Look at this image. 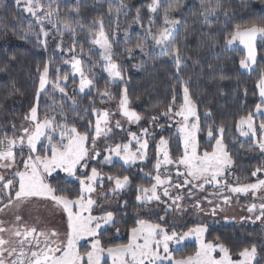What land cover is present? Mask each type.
I'll list each match as a JSON object with an SVG mask.
<instances>
[{
	"label": "snow or ice",
	"instance_id": "obj_1",
	"mask_svg": "<svg viewBox=\"0 0 264 264\" xmlns=\"http://www.w3.org/2000/svg\"><path fill=\"white\" fill-rule=\"evenodd\" d=\"M60 2L61 0H14L16 8L22 9L30 17L27 28L20 30L23 35L19 38L27 39L29 35H34L47 51L48 38L51 36V39L56 41L54 52L61 54V63L69 65L72 71L62 73L59 65L52 68L55 64L54 57H49L42 69L38 65L36 71L39 81L35 90V102L23 117L18 129L13 123L11 135L6 132L0 134V169L8 170L7 173H0V213H5L6 210L11 212L13 209L18 213L32 198H42L51 202L54 209L66 213L67 227L61 238L55 228L38 230L35 226L21 223L23 217L19 214L14 213V221L9 226H6L8 222L0 220V264H101L105 254L111 258L112 264H259L255 243L250 247H243L235 253L234 258L233 252L224 243L205 239L208 226L203 221L194 223L191 227L187 222L181 226L175 220L167 221L170 213L186 214L189 208L197 213L215 216L218 211H223L222 204L231 203L233 195L251 192L255 197L258 191L264 189V179L261 178L255 183L241 184L238 177L235 183L229 182L228 176L231 175L234 161L224 141L227 130L223 123L216 125L213 121L205 125L209 142L214 141V145L210 144L211 151L201 149L197 138L201 131L200 118L191 99L188 82L184 80H181L183 102L176 107L177 93L173 89L171 102L160 113L169 119L181 118L176 123L179 125L182 154L173 158L169 151L170 141L161 137L155 145V174L144 173V176L154 183H151L150 187H136L138 195L135 199L139 206H147L153 202L164 205V215L158 216L157 219L165 223L141 218L137 213L133 218L134 226L130 228V237L126 244L108 248L102 246L101 233L112 228L118 234L120 228L117 225L127 221L118 219L117 213L106 208L100 201L109 202L110 198L118 197L131 185V179L129 175H105L90 162H122L121 167H132L138 161H145L148 159L150 133L148 128H142L140 134L128 131L121 120H112L114 112L98 108L95 103L94 94L102 103L105 99H114L112 88L115 86L121 89L118 111L125 123L139 124L144 119L142 114L130 106L125 69L114 58L116 53L113 44L118 42L114 39L119 30L118 19L110 20L113 25L110 31L106 30L102 16L94 19L84 33L89 43L88 49L85 50L77 39L85 30V25L79 18L81 0H76L75 7L70 10L76 15L63 18L59 15ZM222 4L223 0H215V3L213 0H199L201 22L211 26L212 18L218 19L216 14L221 10L223 15L229 18V9L223 8ZM181 6L179 3L174 4L173 0H151L148 5L150 16L146 25L142 23L140 9H137L132 23L123 30L126 45L124 53L132 57L138 50L143 56L149 57L155 54L149 51L150 40L151 47L159 49V55L172 59L178 74L185 58L176 43V30L181 20L173 13L179 11ZM128 8L125 0H119V6L115 9L116 16ZM108 14L110 17L113 15L111 8ZM158 18L161 21L159 25ZM34 24L39 27L38 32L35 31ZM132 24L140 27L141 34L136 38V43L128 47L132 40L129 32ZM46 25H51V28H46ZM8 28L9 25L0 23V29ZM13 33L16 34L15 29ZM65 34L70 43L66 44ZM209 40L212 47L219 43L214 36H209ZM257 41L264 42V20L235 24L224 35L223 50L236 52L238 46H243L246 54L239 60V67L251 71L256 64ZM82 56L91 61V66L81 58ZM97 56L99 59H94ZM15 58L14 55L8 57L9 60ZM97 65L107 74L104 77L106 83L103 89L97 87L95 74L92 72V68ZM50 68L54 75L50 74ZM0 71H4V68H0ZM219 79L224 80L227 77L221 74ZM69 83L72 85L71 94L68 91ZM255 87L258 89L260 102L255 105L254 112L241 116L235 127L240 136L252 140L250 147H256L264 154V121L258 125L259 134L255 123L257 114L264 116V71H261ZM15 91L18 92L19 89ZM247 91L245 88V96ZM42 93L53 99L49 108L54 110L58 107L61 120L56 119L54 111L51 114L44 113L41 118L38 109ZM57 93L59 102L54 99ZM12 94L10 91L9 95ZM85 98L88 99V105L82 108ZM66 103L75 118L86 121L83 130L78 128L75 119L69 123L68 114L64 110ZM89 113L95 117L94 121L88 118ZM205 116L211 118V112H206ZM157 120L156 115L149 117L150 124ZM114 129L126 132L130 137L128 142H108L109 134L113 133ZM101 138L104 140L103 147L98 144ZM169 166L175 168L176 180H173ZM57 170L78 182L79 188L75 194L65 187H56L48 182V178ZM140 171L143 172V168ZM258 173H264V164L256 167L251 176L257 177ZM105 183L108 184L107 188L104 187ZM206 185H211L213 191L206 196H198V192L206 191ZM185 200L192 201L191 205L183 203ZM116 202L121 209L128 207L126 200ZM204 203L209 207L205 208ZM257 207L259 214L255 215L253 222H264V202L259 205L251 204L247 211L254 213ZM124 215L126 212L120 213L121 217ZM82 240L89 241L90 248L81 251ZM188 240H194L198 245L195 252L190 255H175L180 251L179 246Z\"/></svg>",
	"mask_w": 264,
	"mask_h": 264
},
{
	"label": "trees",
	"instance_id": "obj_2",
	"mask_svg": "<svg viewBox=\"0 0 264 264\" xmlns=\"http://www.w3.org/2000/svg\"><path fill=\"white\" fill-rule=\"evenodd\" d=\"M76 0H61L60 12L61 18L65 16H75L76 14L70 10L75 7ZM129 5L128 9L120 12L116 16L115 9L119 6V0H81L79 18L85 25V30L77 37L85 50L88 49V37L86 34L87 26L91 25L93 20L98 17L104 18L106 30H111L112 24L110 20L118 19L119 30L114 39L118 41L113 44L114 57L121 63L125 69L124 76L127 81L128 95L130 98V106L133 110L142 114L144 120L149 121V117L153 115H161L160 113L166 109L172 100L173 89L177 93V105L183 102L182 83L181 80L188 82L191 99L196 105L197 115L199 116V124L201 131L198 133V141L201 149L211 151V145L214 141L209 142L206 135L205 125L215 122L216 125L221 123L226 128L224 137L225 143L228 145L230 155L234 161L232 173L235 178H239L240 183H252L257 179L251 176V172L258 166L264 164V156L256 147H250L252 140L250 138H242L236 130L235 124L241 116H246L249 112H254L255 105L260 102L258 89L255 85L261 71H264V42L258 44L257 61L255 67L251 71H244L239 67V60L245 55V52L238 47L236 52H225L224 35L230 31L235 24H244L252 20H264V0H223L222 7L229 9V18L223 15V11L217 12V18H212L211 26L204 25L200 16L199 0H173V3H179L182 6L180 10L173 15L181 20V24L176 30V43L181 48V53L185 60L181 66L180 72L177 74L176 67L169 56L159 55L158 48H152V42L149 40V51L155 54L146 57L136 50L132 57L124 53L126 47L123 38V30L128 28L132 23L136 14V10L140 9L143 17L142 23L147 24L149 19L148 5L151 0H125ZM215 3V0H213ZM109 8L113 10V15L109 16ZM125 12L127 13L125 15ZM15 17V19H13ZM26 13L22 9H17L14 0H0V23L9 25L7 30L0 29V134L6 132L11 135L9 128L15 122L23 120L30 106L35 102V90L38 87L39 76L36 71L39 65L42 66L48 61L49 57H54V68L59 65L61 72H71L69 65L61 63L60 55L54 52L56 41L48 38L49 44L47 51L38 43L34 35H29L27 39H20L23 35L20 31L27 28L28 19ZM34 23V22H33ZM161 23L157 19V24ZM46 28L50 29L51 25ZM15 29L16 34L13 33ZM35 31H39V27L34 24ZM78 31H81L78 29ZM132 36L131 43L128 47L136 43V38L141 34L138 25L132 24L129 29ZM54 34V33H53ZM209 36H214L219 41L216 47L211 46ZM43 39V37H41ZM66 44L70 40L65 34ZM79 50V46L77 48ZM15 56V60H9L8 57ZM88 65L91 61L86 56H82ZM99 59V57H94ZM199 61V63H194ZM139 65V67H134ZM95 74V82L97 87L103 89L105 87L104 77L107 75L102 71V67L97 65L92 68ZM50 74L51 72L50 68ZM223 74L227 79L220 80L219 76ZM247 89V95L244 89ZM15 89H19L18 92ZM12 95H9V92ZM68 91L71 94L72 85L69 83ZM112 92L114 99L107 100L102 103L99 98L94 99L98 108H105L110 104H117L121 89L113 86ZM55 101L59 102V94H55ZM53 104V99H49L45 94H41L39 102V113L41 118L44 113H56V119L59 121L62 117L59 115V108L50 109L49 105ZM88 105V99L82 101V108ZM68 114L69 123L75 119L80 130L86 126L85 120L74 117L66 103L64 107ZM211 112V118H206L205 113ZM81 115L83 111L81 109ZM89 119L94 121L89 113ZM264 120V119H263ZM259 134V132H258ZM164 137L170 141L169 151L173 158L182 154V143L179 135L171 130L164 134ZM58 138V137H57ZM155 160L143 165L132 167H121L120 162L113 164L100 163L98 169L102 170L105 175H129L131 185L121 192L120 202L126 200L128 207L126 209L117 208L118 219H123L127 223L118 224L121 237L116 236V232L112 228L103 231L100 235L103 247L116 246L126 244L129 240L130 228L134 226L133 218L139 214L141 218L150 219L153 222H160L153 215H146V206H139L135 197L138 195L136 187L144 185L150 187L153 181L144 176L145 172H152ZM143 168V172L140 169ZM67 181V183H66ZM53 186L65 187L75 194L78 190V182L67 179L63 175H58L48 180ZM66 194V193H65ZM121 212H126L123 217ZM194 225V224H193ZM205 239L212 242H222L234 254L243 247H250L253 243L257 246V260L259 264H264V230L258 226L237 225V224H218L211 225L208 228ZM87 246L83 245L81 251ZM196 243H188L180 247V251L175 253L177 256L190 255L195 252Z\"/></svg>",
	"mask_w": 264,
	"mask_h": 264
},
{
	"label": "rangeland",
	"instance_id": "obj_3",
	"mask_svg": "<svg viewBox=\"0 0 264 264\" xmlns=\"http://www.w3.org/2000/svg\"><path fill=\"white\" fill-rule=\"evenodd\" d=\"M47 26V25H46ZM259 43H262L261 41H257V46ZM243 50V46H238ZM258 48V47H257ZM258 53V52H257ZM246 54V53H245ZM257 61V58H256ZM256 65V64H255ZM253 66V68L255 67ZM243 70V69H242ZM247 71V70H244ZM260 98V97H259ZM103 109H109L112 112L115 113V115L112 117V120H121L122 124L124 125V128L128 131L136 132L137 134H140V131L142 128H148L149 129V149H148V159L145 161H138L136 165H143L146 163L151 162L152 160H155V145L159 142L160 138L164 137V134L167 132L174 130L176 134L178 133V127L179 125L176 123L178 120H180V117H175L173 119H169L168 117H165L163 115H158V120L155 123H149V121H146L142 119L139 124H127L125 123L124 118L120 115L118 111V103L117 104H110L109 106L103 108ZM193 121L195 118H191ZM264 116H261L257 114L255 116V123L257 125V132H259L258 125L260 122L264 121ZM23 122V120H20L18 122H15L17 129L19 128V125ZM159 125H163V127H160ZM11 131V134L13 132L12 127L9 128ZM19 134V132H17ZM239 134V132H238ZM240 135V134H239ZM198 136V135H197ZM242 138H246L241 136ZM130 137L127 136L126 132H122L120 130L114 129L113 133L109 134V141L111 143H127ZM166 139V138H165ZM135 142L133 141V144ZM98 144L103 147L104 140L101 138L100 141H98ZM39 147V146H38ZM25 152H27V149H25ZM264 156V154H262ZM20 163V157H17V164ZM122 163V162H120ZM90 164L92 166H99L100 163H97L96 161H91ZM134 165V166H136ZM169 170L173 173V180H176L175 177V168L173 166H169ZM14 171V169H13ZM8 170L0 169V173H7ZM10 174V173H9ZM58 175H63L67 179H72V177H68L66 173L57 170L51 177L48 178L51 179L53 177H56ZM256 179L261 178L264 179V173H258V176L255 177ZM228 180L231 183H235L236 178L233 176V173L231 171V175L228 176ZM257 181V180H256ZM255 181V182H256ZM252 182V183H255ZM154 183V181H153ZM243 184V183H241ZM105 188L108 187V184L105 183ZM206 191L203 193H197L198 196H206L210 192L213 191V188L211 185L205 186ZM228 195H231L230 193H227ZM173 195H175V192H173ZM121 193L118 197L110 198L109 202H105L101 200L100 202L104 204L106 208L109 210H115L119 207L117 200H120ZM162 199H166L163 198ZM6 202V201H5ZM219 202V201H218ZM264 202V189L258 191L255 195L251 192L247 194H236L232 196V200L230 204H222L223 211H218V213L215 216L212 215H205L204 213H197L194 209L189 208V211L186 214L181 213H170L167 217V221L171 222L175 220L178 225H183L185 222H187L188 226H193L194 223L203 221L207 224L208 228L211 225H218V224H237V225H252V226H258L261 229L264 230V222L262 221H255V215L259 214V208L257 207V210L254 213H249L247 211L248 206L255 203L259 205L260 203ZM183 203H186L188 205H191L192 201L185 200ZM203 206L205 208H208L209 206L204 203ZM164 205L159 204L158 202H153L150 205L146 206V215H153L156 219L160 215H164L163 212ZM14 213L15 209H13L11 212L6 210L5 213H0V220H4L8 222L6 226H9L14 221ZM23 217V220L21 223H26L28 226H35L38 230H49L52 228H55L60 234L61 238H63V235L66 231L67 227V216L66 213H63L59 209H54L51 205V202L46 201L42 198H32L28 203H26L18 213ZM241 217H244L245 219H241ZM248 217H251V219H248ZM159 223H165V222H159ZM186 230V229H185ZM207 233V232H206ZM205 233V236H206ZM117 237L123 236L120 232L117 234ZM130 237V233H129ZM188 243H196L194 240H188L184 244L180 245L179 247L188 244ZM85 245L88 248H90V242L87 240H82L80 242V249L81 247ZM115 247V246H110ZM175 247V246H174ZM198 247V245H197ZM108 248V247H105ZM101 264H112V260L110 257H108L106 254L101 259Z\"/></svg>",
	"mask_w": 264,
	"mask_h": 264
}]
</instances>
